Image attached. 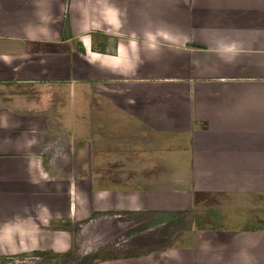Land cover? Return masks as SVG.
<instances>
[{
    "label": "crops",
    "instance_id": "crops-1",
    "mask_svg": "<svg viewBox=\"0 0 264 264\" xmlns=\"http://www.w3.org/2000/svg\"><path fill=\"white\" fill-rule=\"evenodd\" d=\"M42 252L264 264V0H0V264Z\"/></svg>",
    "mask_w": 264,
    "mask_h": 264
},
{
    "label": "rangeland",
    "instance_id": "rangeland-1",
    "mask_svg": "<svg viewBox=\"0 0 264 264\" xmlns=\"http://www.w3.org/2000/svg\"><path fill=\"white\" fill-rule=\"evenodd\" d=\"M70 115V114H69ZM68 115V116H69ZM164 216L162 215H158L156 218L158 220L162 219ZM168 217V216H167ZM149 217H146L144 218L143 220H140L141 223L139 225H136V226H141V228H143V230L146 228V225L149 223ZM155 219V218H154ZM153 219V220H154ZM128 221V219H127ZM168 222L164 225H161L158 230H154L152 229L151 231L150 230H146L143 231L144 232V235L143 236H146V238L148 239V241H150V239L153 237V236H162V233H165V232H177L178 229H181L182 225H183V214L182 212H176L172 215H169L168 217ZM107 223L108 222H114L115 224L118 222L115 221V220H112V219H109L108 221H106ZM120 225L123 224L122 221H120ZM130 225H128L129 227ZM110 230H111V233L114 235L115 232L119 230V228L116 226V225H112L110 227ZM138 230V229H137ZM158 233V235H157ZM154 238V237H153ZM160 238V237H159ZM161 240V239H160ZM123 244H125V240L123 242H121ZM99 257H103V256H106L108 255V253H105V252H101L100 254H98ZM98 257V256H97ZM92 259V256L89 255H83V256H79L78 254H76L75 252H71V254L67 255V254H54V253H51V252H42V255L39 256V259H36L35 262L36 263H42V264H87L90 260ZM31 261V260H30ZM33 261V260H32Z\"/></svg>",
    "mask_w": 264,
    "mask_h": 264
},
{
    "label": "trees",
    "instance_id": "trees-1",
    "mask_svg": "<svg viewBox=\"0 0 264 264\" xmlns=\"http://www.w3.org/2000/svg\"><path fill=\"white\" fill-rule=\"evenodd\" d=\"M63 26H64V28L66 27H68V22H67V18L65 17L64 18V23H63ZM67 255H69L70 254V252H68V253H66Z\"/></svg>",
    "mask_w": 264,
    "mask_h": 264
}]
</instances>
